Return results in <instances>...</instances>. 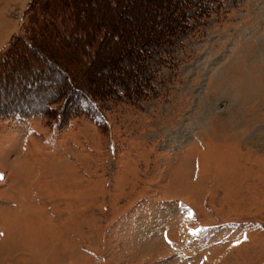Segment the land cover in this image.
I'll return each mask as SVG.
<instances>
[{
	"label": "rangeland",
	"instance_id": "1",
	"mask_svg": "<svg viewBox=\"0 0 264 264\" xmlns=\"http://www.w3.org/2000/svg\"><path fill=\"white\" fill-rule=\"evenodd\" d=\"M3 112L0 264H264V0H0Z\"/></svg>",
	"mask_w": 264,
	"mask_h": 264
},
{
	"label": "trees",
	"instance_id": "2",
	"mask_svg": "<svg viewBox=\"0 0 264 264\" xmlns=\"http://www.w3.org/2000/svg\"><path fill=\"white\" fill-rule=\"evenodd\" d=\"M82 39H84V38H82ZM105 41V40H104ZM29 48H31V49H33L34 47H32V46H29ZM126 50H123V52H125ZM38 73L40 72V71H37ZM47 72V71H46ZM8 76H11L10 75V71L8 72ZM28 80H31L32 79V77L31 76H28V77H26ZM33 80V79H32ZM72 82V81H71ZM38 84V83H37ZM35 86V84L34 85H30L29 84V86H27L28 88H30L31 87V90L32 91H34V88H32V87H34ZM67 87H62V88H58V92L61 94V98H65L66 99V97H74L75 98V96H77V95H79V94H82V96H86V94H85V92H83L82 90H80L79 88H77V87H75L74 85H73V82L72 83H70V84H67L66 85ZM65 90V91H64ZM58 92H57V94H58ZM56 97V96H55ZM88 99V98H87ZM89 100V99H88ZM21 108V107H20ZM17 109V108H16ZM15 108H11L10 110L8 109V112H10L11 111V115H9V114H7V116L8 117H17V116H19V117H21L22 118V116H20L21 114L23 115V116H27V115H30L31 113H22L21 112V110L23 109V111H26L24 108H22V109H20V112L19 111H17ZM4 111H6V110H4ZM41 111V110H40ZM40 111H37L36 110V113H40L41 114V112ZM5 113L3 112V113H1L0 114V116L1 115H4ZM28 117V116H27Z\"/></svg>",
	"mask_w": 264,
	"mask_h": 264
}]
</instances>
